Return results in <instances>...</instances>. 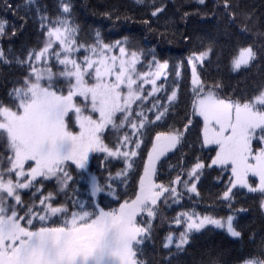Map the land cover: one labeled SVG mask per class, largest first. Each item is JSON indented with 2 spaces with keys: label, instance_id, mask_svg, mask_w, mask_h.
Returning <instances> with one entry per match:
<instances>
[{
  "label": "snow or ice",
  "instance_id": "6c2138e0",
  "mask_svg": "<svg viewBox=\"0 0 264 264\" xmlns=\"http://www.w3.org/2000/svg\"><path fill=\"white\" fill-rule=\"evenodd\" d=\"M135 2L147 16L139 24L155 36L169 5ZM74 8L72 0L52 8L0 0V264H178L209 226L252 247L221 249L200 264H264V237L257 244L238 221L249 212L244 197H259L264 216V78L240 91L205 74L214 63L229 74L264 66V12L242 0H196L180 19L199 17L211 30L179 34L199 44L169 83V60L141 47L143 38L106 40L96 29L82 41ZM171 26L166 20L161 40L177 39ZM182 69L190 73L177 111ZM209 179L223 186L215 199L227 215L196 210ZM161 205L181 210L165 217ZM165 223L180 230L161 236Z\"/></svg>",
  "mask_w": 264,
  "mask_h": 264
},
{
  "label": "trees",
  "instance_id": "16d2710c",
  "mask_svg": "<svg viewBox=\"0 0 264 264\" xmlns=\"http://www.w3.org/2000/svg\"><path fill=\"white\" fill-rule=\"evenodd\" d=\"M16 3H21L22 0H15ZM41 3L49 5L52 8L57 0H40ZM164 2L169 5L168 14L162 16L160 20L153 24V28H158V31L155 36L149 35L147 30L144 29L139 21L141 19H147V16L143 15L144 9L141 5L136 4L135 0H72V3L75 5L73 11V20L76 24L80 25L81 32L79 35L83 40H89L94 35L96 29H99L102 34L105 36L106 40H117L120 39L123 35H135L138 40L142 39L140 44L141 47L146 49L155 48L157 56L159 59H168L170 62L169 69V83L172 79H177L175 76L174 65L176 62L182 58H186L189 54V51L198 46L199 41L193 39L191 44H186L179 38L180 33H191L194 37L204 35V32L197 31V29L211 30L210 25L200 24L197 17L196 19L190 20L185 24L184 21L180 19V15L187 12H195L196 0H164ZM210 2V0H209ZM242 3L250 5L254 8L259 15L261 12H264V0H242ZM106 10L118 11L121 16V21H123L124 16L131 17L132 20L127 23L115 22V16L111 20L106 19L99 15ZM174 13H177L174 15ZM11 19V14H9ZM172 21V26L168 29L169 32H177V39L169 43L166 40H161L159 33L164 32L165 28L163 27L166 20ZM135 21V23H133ZM29 32H35V27L30 25ZM35 39V37H33ZM215 60V57H213ZM221 71H217V65L214 63L212 65L205 66V74L209 77L219 78L224 76L226 81L232 86L237 88L240 91H249L257 83L261 82L264 78V66L260 62H257L253 67L248 71H242L239 74L231 73L229 74L227 69L223 65H220ZM182 79L181 83V104L179 105L177 111H180L183 108V101L185 99L184 92L187 91L185 85L187 83V78L190 73V69H182ZM182 115V112H181ZM192 138L190 137V140ZM183 151H187L184 149ZM177 156L169 157V161L172 164H175ZM115 163V162H114ZM120 165H116L119 167ZM98 162L96 160H90L89 168L90 171L94 174L100 175L97 171ZM115 170V169H114ZM75 175V173H73ZM212 176H216V173H212ZM163 179H167V169L164 170ZM86 185L85 181H83ZM51 187V186H49ZM222 185H217L211 179L206 180L201 189V194L203 199L199 201L197 211L200 212H212L214 214L224 216L228 214V210L225 205L219 204L215 196L222 190ZM131 194V190H129ZM30 195V194H29ZM246 199L245 207L249 209L247 214H241L238 217L239 223L243 224L246 230L257 233L256 242H260V239L264 237V216L261 215L259 208L257 207V201L259 197H244ZM185 207H191V205L185 201H182ZM239 207L240 205H236ZM179 207L173 206L172 208H166L161 205V212L165 217L174 216L177 211H180ZM159 224V220L156 221ZM211 230L204 232L203 235H198L196 237V243L194 246L188 248L187 255L181 254L178 264H200L201 260H206L208 255L213 256L218 255L221 249L230 250L233 248H242L244 245L247 247H252V245L247 243V240L244 241V245L233 243V238L228 237L225 232L220 229H215L209 227ZM175 231L178 233L180 229L177 226L165 223L160 229L159 235H163L166 231ZM167 253H158L157 258L160 256H166ZM223 259H228V256L225 255Z\"/></svg>",
  "mask_w": 264,
  "mask_h": 264
},
{
  "label": "rangeland",
  "instance_id": "374dc122",
  "mask_svg": "<svg viewBox=\"0 0 264 264\" xmlns=\"http://www.w3.org/2000/svg\"><path fill=\"white\" fill-rule=\"evenodd\" d=\"M147 87V86H146ZM86 181H87V177H86ZM209 227H212V226H209Z\"/></svg>",
  "mask_w": 264,
  "mask_h": 264
}]
</instances>
